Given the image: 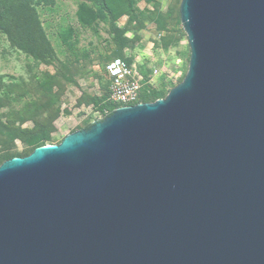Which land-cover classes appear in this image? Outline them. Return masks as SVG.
<instances>
[{
  "label": "water",
  "instance_id": "1",
  "mask_svg": "<svg viewBox=\"0 0 264 264\" xmlns=\"http://www.w3.org/2000/svg\"><path fill=\"white\" fill-rule=\"evenodd\" d=\"M165 98L0 165V264H264V0H181Z\"/></svg>",
  "mask_w": 264,
  "mask_h": 264
},
{
  "label": "rangeland",
  "instance_id": "2",
  "mask_svg": "<svg viewBox=\"0 0 264 264\" xmlns=\"http://www.w3.org/2000/svg\"><path fill=\"white\" fill-rule=\"evenodd\" d=\"M104 1L108 12L83 0L18 6L13 36L20 41L25 30L28 50L0 29V153L27 156L33 142L46 137V145H57L107 117L94 105L117 107L104 71L113 58L149 82L148 103L182 82L190 50L180 23L181 0Z\"/></svg>",
  "mask_w": 264,
  "mask_h": 264
},
{
  "label": "built area",
  "instance_id": "3",
  "mask_svg": "<svg viewBox=\"0 0 264 264\" xmlns=\"http://www.w3.org/2000/svg\"><path fill=\"white\" fill-rule=\"evenodd\" d=\"M104 71L110 80L109 98L117 108L139 104L141 91L149 82L135 77L130 66L121 58L110 60Z\"/></svg>",
  "mask_w": 264,
  "mask_h": 264
},
{
  "label": "trees",
  "instance_id": "4",
  "mask_svg": "<svg viewBox=\"0 0 264 264\" xmlns=\"http://www.w3.org/2000/svg\"><path fill=\"white\" fill-rule=\"evenodd\" d=\"M29 0H0V29L9 37V39L20 49L22 50H28L25 47V44L23 42L22 36L26 35L25 30H22L21 34V40L18 41L16 38L13 36V29L14 25L12 26V18L14 17V12L17 11L18 6H24L25 4L28 3ZM46 0H37V2H45ZM86 2H91L93 3L100 11H106L107 7L105 5L104 0H83ZM31 54L36 57V54L31 51ZM128 64V62H127ZM129 65V64H128ZM146 91L144 92V89H142L141 94L138 98L137 103H148L149 101L146 99ZM95 109L104 115H109L115 110L117 107L114 105H102L98 106L97 104L94 105ZM48 138L44 137L41 139V143L38 145L33 142V150L45 146V142L47 141ZM15 156L9 155L8 152H2L0 153V165L11 158H14Z\"/></svg>",
  "mask_w": 264,
  "mask_h": 264
},
{
  "label": "crops",
  "instance_id": "5",
  "mask_svg": "<svg viewBox=\"0 0 264 264\" xmlns=\"http://www.w3.org/2000/svg\"><path fill=\"white\" fill-rule=\"evenodd\" d=\"M108 78V77H107ZM109 80V79H108ZM110 81V80H109Z\"/></svg>",
  "mask_w": 264,
  "mask_h": 264
}]
</instances>
